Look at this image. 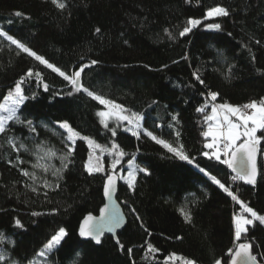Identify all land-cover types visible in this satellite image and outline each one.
<instances>
[{
    "label": "trees",
    "instance_id": "1",
    "mask_svg": "<svg viewBox=\"0 0 264 264\" xmlns=\"http://www.w3.org/2000/svg\"><path fill=\"white\" fill-rule=\"evenodd\" d=\"M63 2L66 7L60 10L51 0H0V30L66 74L83 68L81 84L123 106L128 114L141 116L143 131L139 139L123 129L113 136L111 126L100 123L101 104L84 92L68 95L72 89L67 81L0 37V103L30 68L39 71L49 85L47 92L34 78L23 85L25 93H35L36 99L26 101L18 114L33 121L38 135L10 122L8 135L29 149L19 153L25 163L17 164V152L0 137V253L7 254L0 264L34 260L41 264H181L169 261L172 255L195 264H214L216 259L228 264L226 253L234 247L233 215L241 212L240 206L198 167L174 157L143 132L151 131L174 147L183 145L195 164L264 215V131L257 133L262 139L257 160L260 174L254 187L234 181L227 165L201 155L211 140L202 134L209 126L205 115H211L214 105L209 92L235 106L264 95V0ZM215 6L226 8L229 15L204 21L192 33L179 36L189 18L203 19ZM212 23H219L220 30L209 29ZM193 73L205 83L199 84ZM239 90L246 91L240 96ZM198 108L205 110L198 112ZM61 121L101 146L118 144L127 154L118 166V177L124 176L133 157L150 173L137 176L134 190L119 179L116 199L127 222L116 239L106 235L96 245L78 233L83 219L98 215L104 206L103 186L113 156H103L105 172L89 175L85 165L90 148L86 139H77L67 168L57 163L62 178L26 164L38 144L61 155L67 152L66 134L58 126ZM24 169L35 172V183L21 174ZM45 181L53 187H44ZM181 208L191 213L190 223L185 222ZM17 220L22 227H17ZM254 223L237 243L254 241V249L258 245V251L264 252V225ZM60 228L68 235L40 257L38 253ZM146 242L158 251L147 252Z\"/></svg>",
    "mask_w": 264,
    "mask_h": 264
},
{
    "label": "snow or ice",
    "instance_id": "2",
    "mask_svg": "<svg viewBox=\"0 0 264 264\" xmlns=\"http://www.w3.org/2000/svg\"><path fill=\"white\" fill-rule=\"evenodd\" d=\"M52 4L56 8L63 10L66 5L63 0H51ZM188 2V0H186ZM17 16H21L22 13L17 12ZM229 11L222 6H215L210 8L204 17V19L218 18V17H227ZM202 24V20L189 18L187 20V26L179 32L180 37H185L189 33H192L194 29L199 27ZM209 29L220 30L221 25L219 23H212L207 26ZM97 33L101 30L96 29ZM170 35V34H169ZM0 37H3L9 41L12 45H15L19 49L20 53H24L29 57L34 58L39 64L44 65L46 68L51 69L53 72L57 73L64 81H67L68 85L71 87L72 91L68 93L71 95L72 92H84L93 100L98 101L100 104L105 105L108 111L98 112V116L101 117V123L104 124L105 128H108V119H115L117 122H127L129 125L125 131H130L133 136L137 139L140 138V121L142 119L136 113H127V109L119 104H115L111 100H106L99 95L94 94L92 91H89L81 84V72L76 71L72 74H66L64 71H61L59 67L54 66L43 56L38 55L31 48L22 43L19 39L14 38L12 35L4 30H0ZM259 43V42H257ZM93 64L96 61L92 62ZM86 67V66H85ZM193 76L199 84L203 85L205 82L201 76L197 73H193ZM35 79L38 86H42L45 92L49 91V85L44 83L43 77L39 71L34 72L31 68L26 72L25 77H22L16 84L13 89H10L7 96L4 97V102L0 103V137L6 139L8 145L17 152V164L25 163L24 160L20 158V150L23 149L25 152H28L29 149L26 147L25 143L17 142L18 138L9 136L8 133L12 131L10 127V122L12 125H21L28 129V132L33 134V136L38 135L37 127L34 125L33 121L30 119L21 118V106L25 105L26 101L36 99V94L27 95L23 85L26 83V79ZM218 93L209 92L208 97L211 101L217 100ZM207 107V105H205ZM204 108H198V112H204ZM176 118L173 117V120ZM205 121L209 124L207 131L203 132V136L207 139L211 137V142L204 144V148L208 151L201 153L202 156L206 157L208 160H215L222 164H225L230 168L236 175L232 178L235 180L243 181L245 184L252 185L253 187L257 183V177L260 174L257 168L256 158L258 153V145L261 143L262 137L257 135L258 131H264V99H261L259 102L252 101L246 103L242 106H233L227 103H222L219 105H213L211 109V115H205ZM60 129H63L66 133V136L63 137V140L66 141L65 147L67 152L59 157L62 162L63 168H67L68 163H70V157L74 151V146L77 139H86L88 146L92 149V152L89 156V160L85 165L86 171L89 175L93 173H102L105 172L104 164L102 162V156L105 152L108 155L113 156L111 162V172L106 174V182L104 185L103 193L106 198L109 200L112 199L117 179L124 180V183L127 184L128 188L131 190L135 189L136 185V172L144 173L149 175L150 173L145 168H134L135 157L128 160V168L130 169L125 176H117L118 166L121 165L124 157L127 155L118 144L113 143L111 148H102L100 144L96 143L94 140L86 137H81L79 132L75 131L73 127L67 121L58 122ZM171 126V125H170ZM112 135H116V131L112 130ZM143 135L149 137L155 143L161 145L174 157L186 161L188 164H194L199 168L209 180L216 184L220 189L223 190L231 199L240 206L241 212L234 215V247L229 248L226 255L229 257L228 264H264V252H259V246H256L254 249V241L240 242L242 237H245L249 232L248 226H255L254 222H259L260 225H264V215H260L253 208L249 207L246 203L239 199L238 195L235 194L230 187H226L215 176L210 175V173L203 167H200L198 164H195V158H190L183 151V145L179 147H174L171 143L166 142L163 139H159L157 136L153 135L151 131L144 130ZM177 138L179 137V132L176 133ZM39 148L40 145L38 144ZM44 149L41 148V151ZM96 150H100L101 155H95ZM46 155L55 157L56 152L52 149H47ZM223 157V159H221ZM44 157H40L43 159ZM34 169H41L44 172H48L50 169L45 164H42L37 160L36 163L32 164ZM61 169H55L52 171V174L57 176V178H62L60 176ZM21 174L25 177L30 178L34 183L37 179L35 172H29L28 170H22ZM44 187H53L49 185L46 181L43 185ZM59 187V185H55ZM33 192H36L35 187L32 188ZM46 194V193H45ZM135 210L133 209V212ZM181 215L184 217L185 222L190 223L192 220L191 213L185 208L180 209ZM247 214V215H244ZM36 215V213H33ZM138 220L139 216L136 217ZM123 217L119 213V210L113 208L110 210L108 206L100 209V216L96 218L91 214L87 215L79 228V235L82 238L94 242L96 245L102 243V237L105 232L114 233L116 229L121 227ZM17 227H22L20 221H16ZM147 231V229H145ZM68 235L64 228H60L54 235L44 245L42 251L38 253L40 257H46L48 253L52 252L58 246L61 245L62 241ZM179 239V237H177ZM2 239V237H0ZM116 243L123 250L124 245L121 244L120 240L117 239ZM147 252L156 253L158 249L153 247L151 243H147ZM127 252L130 254L132 249H127ZM7 260L6 253H0V261ZM169 261L175 262L180 261L181 264H195V261L191 259H186L184 257H178L175 255L168 257ZM9 264L11 262L9 261ZM214 264H222L220 259H216Z\"/></svg>",
    "mask_w": 264,
    "mask_h": 264
},
{
    "label": "rangeland",
    "instance_id": "3",
    "mask_svg": "<svg viewBox=\"0 0 264 264\" xmlns=\"http://www.w3.org/2000/svg\"><path fill=\"white\" fill-rule=\"evenodd\" d=\"M205 17V16H204ZM204 17H203V19H200V20H202V23L204 22V21H208V20H213L214 18H211V19H204ZM261 85V84H260ZM261 87V86H260ZM261 88H263V86L261 87ZM247 90V89H246ZM246 90H239L238 92L240 93V96H241V94L242 93H244ZM249 91V90H248ZM238 93V94H239ZM261 99H264V95H261L260 97H258V98H255V99H252V100H250L249 102H247V103H250V102H252V101H257V102H259ZM98 102V101H97ZM215 103V105H219V104H222V103H227V104H230V105H233V106H235L236 104H233V103H230V102H232L231 100H228V101H221V98H219V95L217 96V100L216 101H214ZM99 103V102H98ZM100 104V103H99ZM102 105V104H101ZM103 106V109L101 110V111H108V109L105 107V105H102ZM240 106H242V105H240ZM126 114H128V113H126ZM100 123H101V117H100ZM107 123H108V126H111V127H109V130L111 131V133H112V130L114 129L115 131L117 130V129H123V130H125L126 128H128L129 127V125L127 124V122L125 121V122H117L115 119H108V121H107ZM102 125H104L103 123H101ZM138 131L140 132V131H143V127H142V120L140 121V128L138 129ZM129 134H131V132L130 131H127ZM66 134V133H65ZM66 136V135H65ZM80 136H81V134H80ZM82 137V136H81ZM211 138V137H210ZM210 142H211V140H210ZM88 144V143H87ZM89 147V146H88ZM102 148H111V147H105V146H101ZM41 148H43L44 150L43 151H41ZM47 149H51V148H45L43 145H40V147L38 148L37 147V145L35 146V148H34V150H32V152H31V160H27L26 161V164H29L31 167H32V164H34V163H36L37 162V160H39V162L40 163H42V164H45L46 166H48L49 167V171H48V173L49 172H52L53 170H55V169H57V163L59 164V163H61V160L59 159V157L61 156V154L60 153H57L55 150H53V151H55L56 152V156L55 157H51V156H48V155H46V151H47ZM23 152H25L23 149H21ZM91 152H92V149H90V154H91ZM106 154H108L107 152H105L104 154H103V156L104 155H106ZM95 155H97V156H100L101 155V153H100V150H96V152H95ZM102 156V162H103V164L105 165V158ZM40 157H44L43 159H40ZM89 160V159H88ZM88 162V161H87ZM126 167H127V170H125L124 171V176L126 177V175H127V172L130 170L129 168H128V164H126ZM133 167L134 168H144V167H142V166H139L135 161H134V164H133ZM33 168V167H32ZM35 170H40V171H43V170H41V169H35ZM44 172V171H43ZM120 172V171H119ZM44 173H46V172H44ZM140 174H142V172H139L138 170H137V172H136V176H138V175H140ZM222 190V189H221ZM241 211V210H240ZM244 215H247V214H244ZM234 216V215H233ZM232 224H233V226H234V222L232 221ZM42 262H40V260H34V261H32V263H30V264H41ZM11 264H13V263H11Z\"/></svg>",
    "mask_w": 264,
    "mask_h": 264
},
{
    "label": "water",
    "instance_id": "4",
    "mask_svg": "<svg viewBox=\"0 0 264 264\" xmlns=\"http://www.w3.org/2000/svg\"><path fill=\"white\" fill-rule=\"evenodd\" d=\"M258 153H259V150H258ZM258 153H257V158H256V163H257V168H258ZM228 167V166H227ZM228 170H229V172L230 173H233L234 175H236L230 168H228ZM258 178V177H257ZM106 182V181H105ZM118 183H119V179H117V182H116V188H115V193H114V195H113V197H112V199L111 200H109L108 198H106L105 196H104V193H103V200H104V206L102 207V208H104L105 206H108V208L110 209V210H112L113 208H116V209H118L119 210V213L121 214V216L123 217V221H122V224H121V227L120 228H118V229H116V231L114 232V233H109V232H105V234H104V236L102 237V239L104 238V237H106V235L107 236H110V237H112L113 239H116V235H117V233H119V232H121V230L126 226V220H125V216H124V213H123V210L121 209V206H120V204L118 203V201H117V199H116V196H117V192H118V189H117V187H118ZM104 185H105V183H104ZM103 189H104V186H103ZM100 211V210H99ZM99 216H100V212H99V214L98 215H96V216H94V217H96V218H99ZM80 228V227H79ZM78 233H79V231H78ZM82 238V237H81ZM82 240H86V241H90V240H87V239H85V238H82ZM91 242V241H90ZM92 243H94V242H92ZM95 244V243H94Z\"/></svg>",
    "mask_w": 264,
    "mask_h": 264
},
{
    "label": "crops",
    "instance_id": "5",
    "mask_svg": "<svg viewBox=\"0 0 264 264\" xmlns=\"http://www.w3.org/2000/svg\"><path fill=\"white\" fill-rule=\"evenodd\" d=\"M215 103V102H214ZM216 104V103H215Z\"/></svg>",
    "mask_w": 264,
    "mask_h": 264
}]
</instances>
